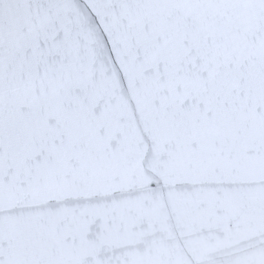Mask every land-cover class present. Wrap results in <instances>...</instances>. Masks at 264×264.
I'll return each instance as SVG.
<instances>
[{
    "label": "water",
    "instance_id": "water-1",
    "mask_svg": "<svg viewBox=\"0 0 264 264\" xmlns=\"http://www.w3.org/2000/svg\"><path fill=\"white\" fill-rule=\"evenodd\" d=\"M0 264H264V0H0Z\"/></svg>",
    "mask_w": 264,
    "mask_h": 264
}]
</instances>
